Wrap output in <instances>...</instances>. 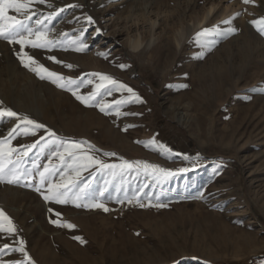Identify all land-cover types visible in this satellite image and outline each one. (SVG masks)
<instances>
[{
  "label": "rangeland",
  "instance_id": "rangeland-1",
  "mask_svg": "<svg viewBox=\"0 0 264 264\" xmlns=\"http://www.w3.org/2000/svg\"><path fill=\"white\" fill-rule=\"evenodd\" d=\"M32 7L37 15L29 23L42 20L52 29L50 39L67 45L83 33L88 47L83 52L59 45L51 51H25L77 81L96 83L93 73L109 75L132 88L143 103L123 105L121 112L133 114L121 116L114 107L105 114L86 106L25 68L16 55L19 45L0 39L3 105L65 141L86 142L85 150L93 145L89 154L107 164L138 161L174 175L157 180L135 168L115 178L95 167L82 172V179L92 181L93 195L110 181L100 197L109 212L46 203L32 188L0 183V208L19 230L15 239L0 233V247H18L23 239L35 264H264V36L250 23L264 17V0L247 5L242 0H46ZM232 17L231 25L222 23ZM214 27L236 31L227 38L217 32L197 38ZM138 36L143 44L134 48L130 39ZM91 90L87 85L79 94ZM128 95L113 91L98 99L111 104ZM13 123L0 122V136ZM127 125L134 127L125 131ZM153 138L171 153L162 154L157 145L146 147ZM49 139L40 129L36 136L12 141L20 151L40 141L22 168L35 163L42 170L48 164L53 146H43ZM53 163L59 165L56 158ZM134 194L153 206L116 202ZM157 203L166 206L157 208ZM49 208L61 213V223L76 227L51 223L57 217ZM23 259L19 252L0 253V264Z\"/></svg>",
  "mask_w": 264,
  "mask_h": 264
},
{
  "label": "snow or ice",
  "instance_id": "snow-or-ice-1",
  "mask_svg": "<svg viewBox=\"0 0 264 264\" xmlns=\"http://www.w3.org/2000/svg\"><path fill=\"white\" fill-rule=\"evenodd\" d=\"M44 4L46 0H0V39L6 40L9 44L19 45V51L16 53L21 64L29 71L34 72L40 79H47L57 87L70 91L73 96L76 97L81 103L86 106H95L99 108L102 113L109 114L112 108H115V115H130L133 113H124L120 109L123 105L129 103H143L141 97L127 85L115 80L113 77L101 74L93 73L92 76L98 78L99 82L94 83L92 79L74 80L70 77H65L57 72L49 70L44 64L40 63L33 55H30L25 51L26 47L31 49H47L49 51L55 49L58 45L63 50H68L71 47L77 52H83L87 49V44L81 37L74 40H70L67 45L62 41L50 39L49 29L46 25H43V21L37 19L35 26L29 23L33 17L37 15L33 10V4ZM242 3L255 4V0H242ZM51 6V5H49ZM69 7H80V5H69ZM15 13L10 15L9 12ZM60 11H63L61 9ZM240 15V13H236ZM50 20L51 15L46 17ZM89 24L94 23L91 16L86 17ZM234 17L222 21L224 24L231 25ZM250 23L256 28V31L264 36V17L251 20ZM97 32L100 29L96 30ZM236 29L229 27L226 30L214 27L213 29H204L197 33V38L205 37L209 32H217L220 36L227 38L228 35L234 33ZM67 35V34H63ZM106 57L105 53H98ZM47 59L57 64H63L55 56H48ZM65 67L71 69V64H65ZM120 68H125L126 65H119ZM87 85H92V90L87 95L79 94V89ZM113 91L127 92L129 95L122 97L119 100H114L111 104L105 102L103 99H98L105 94L112 96ZM14 122L13 126L9 129L7 135L0 136V183L16 184L32 188L35 192L39 193L46 203H55L58 205L72 204L77 208L88 209H102L104 212H109L111 209L106 207L105 203L100 199L107 191V185L110 181H105V187L99 191L98 194L93 195L89 191L92 181L82 179V172L87 171L89 168L95 167L101 171H107L109 176L115 178L117 176L123 177V175L132 170H143L150 173L154 178L159 180L160 178H166L174 175V173L165 168H161L158 165H152L141 162L130 163L128 161H122L120 164H107L104 161L98 159L95 155L89 154L94 151L93 145H88L85 150L86 142L65 141L58 137L55 132L47 129L45 125L38 123L35 120L30 119L27 115H23L15 112L11 108L5 107L3 101H0V122L3 121ZM128 127H134V125L125 126V131ZM44 129L48 137L43 147L52 145L50 149V155L48 156V164L43 165L42 170L40 166L33 163L31 169H25L21 167V162L24 157L28 156V153L36 148L40 141H36L30 145H23V151L18 150L13 146L12 141L20 136H36L37 131ZM45 137L41 136L40 140H44ZM139 143V141H137ZM150 145H157L162 154L171 153V149L167 148L163 144H159L154 138L145 144L146 147ZM43 147L41 150H43ZM108 156H114L115 153H105ZM15 157V158H14ZM53 158H56L59 165L53 163ZM188 159V157H185ZM179 172H188V168H180ZM56 177H59L56 179ZM127 200L129 204L135 202L136 206L144 208L153 206L151 204H144L140 202L138 194H134L131 197L125 196L124 199H116L117 203L123 204ZM159 200V197H157ZM155 207H165L166 205L157 203ZM49 213H54L57 219L50 220L51 223L58 227L73 229L76 226L71 223H61L59 217L60 212H54V209L49 208ZM18 228L14 224L12 218L0 208V233H5L9 238L15 239L18 233ZM139 235V233H137ZM73 239L84 243L85 241L79 237L74 236ZM18 247H12L8 243H4L0 247V253L8 251L19 252L23 256V260L14 261L13 264H35L31 256L25 249V242L23 239L18 240Z\"/></svg>",
  "mask_w": 264,
  "mask_h": 264
},
{
  "label": "bare ground",
  "instance_id": "bare-ground-1",
  "mask_svg": "<svg viewBox=\"0 0 264 264\" xmlns=\"http://www.w3.org/2000/svg\"><path fill=\"white\" fill-rule=\"evenodd\" d=\"M152 26L155 27L156 26V22H152ZM154 29V28H153ZM156 39V37H151L150 42L154 41ZM130 43L134 48H139L142 44H143V40L141 38V36L138 37H134L130 39ZM30 104V103H29ZM28 107V105H27ZM31 107V106H30Z\"/></svg>",
  "mask_w": 264,
  "mask_h": 264
}]
</instances>
